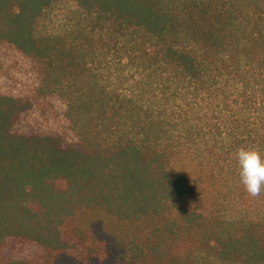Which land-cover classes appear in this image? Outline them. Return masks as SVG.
<instances>
[{
	"label": "trees",
	"instance_id": "trees-1",
	"mask_svg": "<svg viewBox=\"0 0 264 264\" xmlns=\"http://www.w3.org/2000/svg\"><path fill=\"white\" fill-rule=\"evenodd\" d=\"M240 147L264 0H0V264H264Z\"/></svg>",
	"mask_w": 264,
	"mask_h": 264
},
{
	"label": "clouds",
	"instance_id": "clouds-1",
	"mask_svg": "<svg viewBox=\"0 0 264 264\" xmlns=\"http://www.w3.org/2000/svg\"><path fill=\"white\" fill-rule=\"evenodd\" d=\"M234 159L239 185L248 195L258 196L264 191V157L255 148L240 147Z\"/></svg>",
	"mask_w": 264,
	"mask_h": 264
},
{
	"label": "rangeland",
	"instance_id": "rangeland-1",
	"mask_svg": "<svg viewBox=\"0 0 264 264\" xmlns=\"http://www.w3.org/2000/svg\"><path fill=\"white\" fill-rule=\"evenodd\" d=\"M47 28L51 29L53 28V26L51 27L49 24H47ZM55 29V28H54ZM124 76H130L131 74L129 73V71L125 70L124 71ZM12 247L15 246V244L11 243L9 244ZM18 257L22 258V259H37L36 257L39 256L40 252H39V248H37L36 246L33 245H24V246H18ZM2 257V256H1Z\"/></svg>",
	"mask_w": 264,
	"mask_h": 264
}]
</instances>
